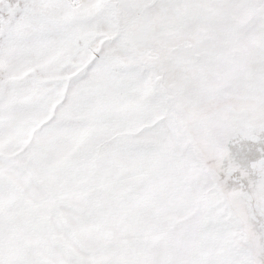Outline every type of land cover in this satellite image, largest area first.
Returning a JSON list of instances; mask_svg holds the SVG:
<instances>
[{
  "label": "snow or ice",
  "instance_id": "6c2138e0",
  "mask_svg": "<svg viewBox=\"0 0 264 264\" xmlns=\"http://www.w3.org/2000/svg\"><path fill=\"white\" fill-rule=\"evenodd\" d=\"M0 264H264V0H0Z\"/></svg>",
  "mask_w": 264,
  "mask_h": 264
}]
</instances>
